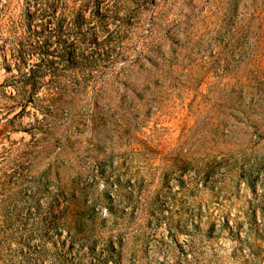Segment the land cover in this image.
Segmentation results:
<instances>
[{"label": "rangeland", "instance_id": "374dc122", "mask_svg": "<svg viewBox=\"0 0 264 264\" xmlns=\"http://www.w3.org/2000/svg\"><path fill=\"white\" fill-rule=\"evenodd\" d=\"M0 264H264V0H0Z\"/></svg>", "mask_w": 264, "mask_h": 264}]
</instances>
